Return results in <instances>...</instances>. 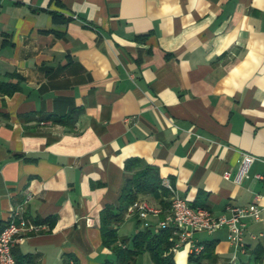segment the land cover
Instances as JSON below:
<instances>
[{"label": "crops", "instance_id": "1", "mask_svg": "<svg viewBox=\"0 0 264 264\" xmlns=\"http://www.w3.org/2000/svg\"><path fill=\"white\" fill-rule=\"evenodd\" d=\"M0 80L19 86L0 93V222L12 210L55 219L16 243L15 258L113 260L100 215L119 205L125 162L138 158L213 216L256 202L243 249L225 226L193 237L214 242L203 264L259 253L264 264V0H0ZM242 152L256 160L236 184L223 175ZM168 198H138L162 210L147 217L153 230ZM127 210L119 236L143 222ZM188 255L181 247L175 264Z\"/></svg>", "mask_w": 264, "mask_h": 264}, {"label": "built area", "instance_id": "2", "mask_svg": "<svg viewBox=\"0 0 264 264\" xmlns=\"http://www.w3.org/2000/svg\"><path fill=\"white\" fill-rule=\"evenodd\" d=\"M256 157L250 153L242 152L237 161L235 173L226 172L223 176L239 184L249 176V171ZM255 178L264 182V175L256 174ZM161 185L168 191V208L157 227L160 229L172 227L176 236L172 247L173 252L186 246L189 254H199L203 250V245L197 242L193 235L196 232L213 231L226 227L228 229V239L236 249H243V236L247 225V219L258 221L260 219V208L256 202L243 207H232L230 216H213L207 210L200 207H193L190 202L181 197L168 179L161 182ZM128 212L135 213L143 225L148 227L146 221L151 214L158 215L162 213L161 208L156 207L146 200L138 199L128 206ZM88 226H94L93 218H87ZM42 225H36L29 219L20 214L19 211L12 210L5 226L0 231V264H17L13 254V247L16 243L23 240L28 233L39 231ZM28 264V263H26ZM70 264H73L71 262Z\"/></svg>", "mask_w": 264, "mask_h": 264}, {"label": "trees", "instance_id": "3", "mask_svg": "<svg viewBox=\"0 0 264 264\" xmlns=\"http://www.w3.org/2000/svg\"><path fill=\"white\" fill-rule=\"evenodd\" d=\"M57 18V17H55ZM17 76L16 74H10ZM20 76H18L19 78ZM19 86L5 80H0V93L10 95L15 92ZM124 169L128 172L117 207L107 205L101 211L99 229L102 238V244L108 248L114 256L113 260H107L104 264H137L138 258L148 253L151 264H175L174 252L172 247L176 236L172 227H166L155 232L151 227H145L138 230L130 237L119 236L117 232L118 225L123 221L127 207L136 201L142 195H152L154 197H169L168 191L161 185V178L158 168L154 165L144 163L141 159L132 158L125 162ZM168 202H163V208H168ZM197 207V204H192ZM163 218V215H160ZM55 219H45L33 221L36 225L47 224L52 227ZM6 223L0 222V231ZM202 244V243H201ZM214 242H203V250L195 255H188L189 264H203L202 260L206 257H212ZM17 264H34L31 261H20L15 258ZM68 259L76 262L73 256ZM68 259L66 264H69ZM261 259V254H256L254 263L257 264Z\"/></svg>", "mask_w": 264, "mask_h": 264}, {"label": "rangeland", "instance_id": "4", "mask_svg": "<svg viewBox=\"0 0 264 264\" xmlns=\"http://www.w3.org/2000/svg\"><path fill=\"white\" fill-rule=\"evenodd\" d=\"M128 225L129 226H124L120 228L119 232L121 235L132 236L138 230L144 229L143 222L135 224V220H134L133 222H130ZM137 264H151L149 254L145 253L141 255L137 260Z\"/></svg>", "mask_w": 264, "mask_h": 264}]
</instances>
